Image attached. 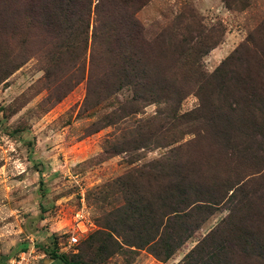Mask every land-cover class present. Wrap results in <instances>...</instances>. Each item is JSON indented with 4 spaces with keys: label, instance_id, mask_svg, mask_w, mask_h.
Masks as SVG:
<instances>
[{
    "label": "rangeland",
    "instance_id": "374dc122",
    "mask_svg": "<svg viewBox=\"0 0 264 264\" xmlns=\"http://www.w3.org/2000/svg\"><path fill=\"white\" fill-rule=\"evenodd\" d=\"M35 1L0 0V263L35 245L41 264H62L56 251L85 264H184L233 211L232 264H264V145L252 133L264 121V0H149L136 15L143 54L168 79H151L140 101L112 76L111 45H94L99 0L74 48L49 44ZM215 36L202 65L184 50ZM240 48L222 87L200 93L197 69L211 75ZM82 199L92 225L66 251Z\"/></svg>",
    "mask_w": 264,
    "mask_h": 264
},
{
    "label": "trees",
    "instance_id": "16d2710c",
    "mask_svg": "<svg viewBox=\"0 0 264 264\" xmlns=\"http://www.w3.org/2000/svg\"><path fill=\"white\" fill-rule=\"evenodd\" d=\"M148 2L149 0H99L95 6L96 26L93 34L94 45H97L99 41H102V44L108 43L111 45V51L109 52L121 63L118 66L121 72L113 69L112 76L115 78L117 85L122 88L126 86L134 88L136 92L135 101L141 100L140 90L144 86L151 84V79L154 80L155 77H159L162 83L168 79L166 77H160L155 72L153 77L147 69V56L145 59V55L143 54L150 46V42L145 27L139 22L136 15ZM30 3H32V0H29L28 4L30 5ZM35 4L36 9L30 7L32 12L34 11L32 17L33 22L36 27H40L44 31L42 33L43 36L49 37V44H57V41H60L61 44L62 40L65 44L64 46H71L77 38L75 29L78 22L85 23L90 29L93 0H36ZM218 27L223 31L224 35V26L222 23H219ZM220 41L221 38L216 36L209 37V39L196 38L195 40H184V50L185 48L187 49L186 52L189 50L188 55H194L196 58L195 61H201L202 65L203 57L209 54L212 49L216 48ZM130 43L139 44L141 49L138 48L139 55H136L132 51L129 46ZM61 46V51H55V55L51 56L52 58L64 52L63 45ZM71 47L74 48V45ZM240 53L241 48L223 62L217 72L211 75H207L197 69L199 78L195 82L200 84L199 92L206 94L216 87H222L224 83H221V80L225 82V78H220L218 73H222L225 69L234 66L235 63L233 61H237ZM97 55L96 50L91 55L92 67L89 72L92 76L99 71L94 64ZM132 56L139 57L138 70L135 78L132 75L134 71V67H131ZM154 86L157 87L155 80ZM251 109L252 107L247 111L251 113ZM258 114L256 113L255 117ZM258 128H260V131L254 130L252 133L253 135H257L260 139V144L264 145V121L260 123ZM230 187L232 188L233 185ZM232 194L234 195L235 191ZM230 214L232 215L227 217L220 226L212 230L188 253L185 257L184 264H232V242L226 240L228 225L234 217L233 211ZM179 242V244H182L183 241L179 240ZM45 253L47 254L46 251ZM54 258L60 259L62 264H85L80 261L71 260L66 255L59 254L57 251L54 252Z\"/></svg>",
    "mask_w": 264,
    "mask_h": 264
},
{
    "label": "built area",
    "instance_id": "2783aa9c",
    "mask_svg": "<svg viewBox=\"0 0 264 264\" xmlns=\"http://www.w3.org/2000/svg\"><path fill=\"white\" fill-rule=\"evenodd\" d=\"M83 207L76 214L77 219V232H73L71 237L65 246V250H69L80 243V233H86L92 225V219L90 211L87 210L85 200L82 199ZM44 256L39 254L36 250L35 245H33L28 250H24L21 253L9 258L3 264H41L40 260H43ZM1 264V263H0Z\"/></svg>",
    "mask_w": 264,
    "mask_h": 264
}]
</instances>
